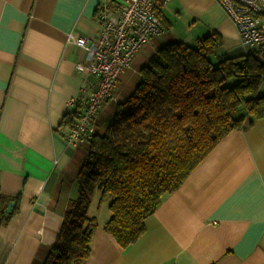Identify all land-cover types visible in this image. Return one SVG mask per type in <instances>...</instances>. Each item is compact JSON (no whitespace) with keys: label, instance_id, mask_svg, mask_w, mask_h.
I'll return each mask as SVG.
<instances>
[{"label":"crops","instance_id":"0c3cea01","mask_svg":"<svg viewBox=\"0 0 264 264\" xmlns=\"http://www.w3.org/2000/svg\"><path fill=\"white\" fill-rule=\"evenodd\" d=\"M120 1L0 0V220L17 210L0 225V264H44L68 202L79 194L89 142L68 145L71 128L63 120L83 110L97 76L77 70L88 56L66 36L74 31L96 41L100 8L107 4L118 14ZM159 11L164 29V20L174 23L120 75L93 120V135L106 133L117 103L134 91L141 68L164 45L194 44L217 31L223 38L218 54L246 51L217 0H170ZM110 203L94 192L84 264H264V118L228 134L164 198L146 220L145 234L127 248L105 229Z\"/></svg>","mask_w":264,"mask_h":264},{"label":"trees","instance_id":"16d2710c","mask_svg":"<svg viewBox=\"0 0 264 264\" xmlns=\"http://www.w3.org/2000/svg\"><path fill=\"white\" fill-rule=\"evenodd\" d=\"M163 4L156 9L159 18ZM222 46L217 31L194 46L175 41L141 68L138 85L117 103L106 133H96L88 143L79 194L68 202L44 264H84L89 258L93 227L88 210L96 190L111 198L106 231L123 248L135 244L164 198L228 134L264 118V54H218ZM79 114H67L63 124L72 128ZM16 211L3 216L0 225Z\"/></svg>","mask_w":264,"mask_h":264},{"label":"built area","instance_id":"2783aa9c","mask_svg":"<svg viewBox=\"0 0 264 264\" xmlns=\"http://www.w3.org/2000/svg\"><path fill=\"white\" fill-rule=\"evenodd\" d=\"M170 0H121L118 14H111L105 4L99 10L101 29L96 41L70 31L67 43L84 49L87 64L77 70L97 76L96 84L73 127L65 137L68 145L78 147L93 136V120L112 96L120 75L132 68L138 51L164 32L156 13L159 4ZM234 22L246 49L264 54V0H217Z\"/></svg>","mask_w":264,"mask_h":264},{"label":"rangeland","instance_id":"374dc122","mask_svg":"<svg viewBox=\"0 0 264 264\" xmlns=\"http://www.w3.org/2000/svg\"><path fill=\"white\" fill-rule=\"evenodd\" d=\"M161 22H162V20H161ZM162 23H163V22H162ZM164 23H165V25L167 26L166 28H170V27L172 26V24L174 23V20H171V21H170L171 26H170V24H169L166 20H164ZM166 28H165V29H166ZM165 29H164V30H165ZM190 45L194 46L195 43H194V44H190ZM247 52H254V50H248ZM247 52H246V53H247ZM234 81H235V79H232L231 81H229V83L232 84ZM263 91H264V84H263L262 87H261L260 93L262 94ZM245 112H246V111H245V108L242 107V108H241V113L244 114Z\"/></svg>","mask_w":264,"mask_h":264},{"label":"water","instance_id":"95a60500","mask_svg":"<svg viewBox=\"0 0 264 264\" xmlns=\"http://www.w3.org/2000/svg\"><path fill=\"white\" fill-rule=\"evenodd\" d=\"M15 202H10V204L8 205L7 210L10 212L12 210V208L14 207Z\"/></svg>","mask_w":264,"mask_h":264}]
</instances>
